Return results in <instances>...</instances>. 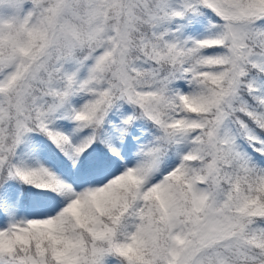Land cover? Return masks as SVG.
Listing matches in <instances>:
<instances>
[{
  "label": "snow or ice",
  "instance_id": "snow-or-ice-1",
  "mask_svg": "<svg viewBox=\"0 0 264 264\" xmlns=\"http://www.w3.org/2000/svg\"><path fill=\"white\" fill-rule=\"evenodd\" d=\"M0 264H264V0H0Z\"/></svg>",
  "mask_w": 264,
  "mask_h": 264
}]
</instances>
